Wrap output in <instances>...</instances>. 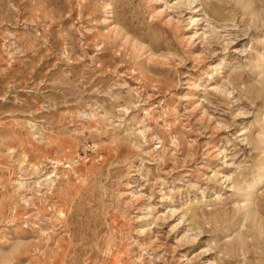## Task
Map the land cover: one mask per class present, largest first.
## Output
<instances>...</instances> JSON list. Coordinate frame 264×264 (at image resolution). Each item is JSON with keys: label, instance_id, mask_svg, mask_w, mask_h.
Listing matches in <instances>:
<instances>
[{"label": "rangeland", "instance_id": "374dc122", "mask_svg": "<svg viewBox=\"0 0 264 264\" xmlns=\"http://www.w3.org/2000/svg\"><path fill=\"white\" fill-rule=\"evenodd\" d=\"M263 57L264 0H0V264H264Z\"/></svg>", "mask_w": 264, "mask_h": 264}, {"label": "bare ground", "instance_id": "6f19581e", "mask_svg": "<svg viewBox=\"0 0 264 264\" xmlns=\"http://www.w3.org/2000/svg\"><path fill=\"white\" fill-rule=\"evenodd\" d=\"M261 60H264V57L261 59ZM213 77V76H212ZM197 97V96H196ZM195 98V95L193 96V98L192 99H194ZM195 102V101H194ZM225 164H227V163H225ZM228 165V164H227ZM264 167V166H263ZM256 168V167H255ZM257 170H263L264 171V168L263 169H260V167H257L256 169H255V171L253 172V175H255V173H256V171ZM260 173V172H259ZM264 181V175L261 177V178H259V179H257L256 180V183H255V185L254 186H257V185H259L261 182H263ZM250 187H251V185H247V189L244 191L245 193H246V195H249L250 194V191H249V189H250ZM235 193H237V191H235ZM195 218V217H194ZM193 218V219H194Z\"/></svg>", "mask_w": 264, "mask_h": 264}]
</instances>
